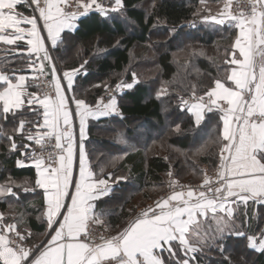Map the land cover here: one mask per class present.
I'll list each match as a JSON object with an SVG mask.
<instances>
[{"label": "snow or ice", "instance_id": "obj_1", "mask_svg": "<svg viewBox=\"0 0 264 264\" xmlns=\"http://www.w3.org/2000/svg\"><path fill=\"white\" fill-rule=\"evenodd\" d=\"M240 2L237 0L238 5ZM245 2L247 10L241 7L238 13H234L233 0H226L217 15L202 18L204 22L221 26L228 23L239 30L232 45L234 50L229 53L231 58L225 60L233 67L226 70L228 74L223 80L216 79L214 86L204 95L195 97L193 92L199 102L187 106L188 102L183 101L181 107V111L187 107V111L194 115L197 126L205 118V108L208 112L221 114L219 165L215 180L204 174L199 186L201 190L188 187L186 191L184 186H180L182 190H175L178 181L171 180L169 186L173 191L138 213L122 230L115 235L93 236L90 223H102L103 215L95 211L93 202L110 194L109 183L113 178L109 173L107 178L93 179L94 173L89 168L82 142L86 121L89 117L122 114L115 97L107 102L101 97L95 108L83 99L67 97L65 93L72 90L74 75L79 69L59 74L50 48L58 46L65 29L75 30V21L81 16L93 10L102 16H107L109 10L119 12L124 6L123 0H113L110 9L98 0H0V42L16 45L19 41H26L27 66L38 74L34 79L44 76L47 69L49 83L54 89V95L29 92L25 96L28 77L18 75V70L6 73L0 69V118L7 120L9 114L16 118L27 105L37 117L42 115V123L39 119H18L13 132L39 145L41 153L46 146L55 150L49 151L47 157L35 152L31 154L37 175L35 185L44 190L46 232L50 239L43 247L27 248L22 242L31 236L30 231L22 233L15 223L3 225L0 227V264H190V259L182 258L181 254L188 257L207 245L208 241L201 238L199 228L202 219H207L210 213L216 221L213 242L222 240L226 232L236 237L245 235L230 227L234 213L232 205H247L249 201L264 204V0ZM22 3L34 6L33 12L38 15L15 11ZM22 24L30 27H21ZM64 80L66 85L62 84ZM133 86L125 83L116 87L132 89ZM164 94L166 90L159 93ZM69 99L75 103L74 110L69 107ZM73 116L79 118L81 139L79 178L76 180L73 179ZM28 125L31 127H26ZM7 138L10 148L16 150L18 145L14 136ZM22 147L28 149L31 144L25 143ZM17 165L25 166L20 160ZM168 175L171 177L172 173ZM120 179L124 177H116L115 181ZM29 190L24 189L25 192ZM9 195L17 196L13 187L0 186V197ZM218 213L224 216H218ZM3 220L4 214L0 213V222ZM248 247L264 251V233L259 239L249 236Z\"/></svg>", "mask_w": 264, "mask_h": 264}, {"label": "trees", "instance_id": "obj_2", "mask_svg": "<svg viewBox=\"0 0 264 264\" xmlns=\"http://www.w3.org/2000/svg\"><path fill=\"white\" fill-rule=\"evenodd\" d=\"M223 1L123 0L119 12L109 10L102 16L93 11L83 16L77 29L64 32L54 49L62 72L79 69L72 96L92 107L117 84L134 85L117 96L122 116L91 120L85 141L95 178L112 174V193L97 202L96 212L103 213L104 227L114 234L143 206L137 201L155 200L169 178L198 182L204 168L213 171L218 166L221 114L207 111L197 126L194 116L181 107L183 101L204 95L232 67L225 60L231 58L238 29L202 19L209 6ZM104 7L110 9V5ZM26 67L23 60L0 59L6 73ZM162 90L166 94L159 95ZM18 119L41 122L42 115L37 117L25 108L16 118L11 114L7 120L0 118V186H12L17 193L0 197V212L5 225L15 223L22 233L30 231L28 242L35 244L47 233L45 197L35 185V168L17 165L23 152L28 153L22 145L29 143L13 132ZM9 135L15 138L16 150L10 148ZM116 177L124 179L115 181ZM230 227L245 235L226 232L222 240L213 242L216 221L211 214L202 219L199 231L208 243L194 254L191 264H264V251L248 247L249 236L264 233V205L238 204Z\"/></svg>", "mask_w": 264, "mask_h": 264}, {"label": "crops", "instance_id": "obj_3", "mask_svg": "<svg viewBox=\"0 0 264 264\" xmlns=\"http://www.w3.org/2000/svg\"><path fill=\"white\" fill-rule=\"evenodd\" d=\"M226 0H224L223 2H225ZM33 8H34V6H29L28 4H20V5H18L17 6V9L15 10V11H18V12H20V13H22L23 15H38L37 13H35V12H33ZM69 10H71V9H69ZM26 11H29V13L27 12L26 13ZM82 18V16L77 20V21H75V23H76V25H77V27H78V23H79V21H80V19ZM41 25H42V21H40L39 22ZM21 27H30V25H24V24H22L21 25ZM77 27L75 28V30L77 29ZM74 30V31H75ZM74 31H70V30H68V29H65V31L64 32H74ZM239 31V30H238ZM63 32V33H64ZM63 33H61V39H62V35H63ZM42 35H46V32H42ZM48 43V45H50V41H48L47 42ZM27 44H26V41H19V42H17V44L16 45H5V44H3L2 42H0V59L1 58H5V59H9L10 61H14V60H23V61H26V63H27V65H28V58H27ZM54 49L55 48H50V54L52 55V57H53V60H54V62H55V65H56V68H57V70H58V73L59 74H61L62 75V71L60 70V68H59V66H58V64H57V62H56V59L54 58L55 56H54ZM32 59L33 60H35V55H33V57H32ZM37 68H38V64H37ZM1 69V68H0ZM17 74L18 75H20V74H23V75H26L27 77H28V80H27V86H26V88H25V96H27V93H29V92H37V93H39L40 95H41V89H40V87H38L37 86V82L41 79V77L38 79V80H36V79H34V77H36L38 74H37V72L36 71H34L33 69H29L28 68V66L24 69V71H22V72H17ZM44 76H47L48 77V75H47V69H46V74L44 75ZM78 76V72L74 75V80H73V86H74V84H75V80H76V77ZM43 77V76H42ZM231 83V82H230ZM62 84L63 85H66L67 84V81L66 80H64V81H62ZM0 90H2V88H0ZM123 92V91H122ZM66 96L67 97H70V98H73L72 97V90L71 91H66ZM71 95V96H70ZM41 96H43V95H41ZM117 100V99H116ZM197 102H199V101H195V102H192V103H197ZM68 103H70L69 104V107L71 108V107H73V110L75 109V103H74V101L72 100V99H69V102ZM2 105V104H1ZM189 106H191V104L189 105ZM34 107H36V108H39L40 106L39 105H35ZM96 107V106H95ZM95 107H93V108H95ZM117 107H118V100H117ZM25 108H28L27 107V105H25ZM24 108V109H25ZM40 111L42 112V109H40ZM118 111H119V107H118ZM207 111V108H205L204 109V116H205V112ZM120 112V111H119ZM116 114L114 113V114H112V115H110V116H115ZM110 116H107V117H110ZM194 116V115H193ZM103 118H106V117H99V118H92V117H89L88 118V120L86 121V128H85V138L83 139V144H84V149H85V141L88 139V128H89V122L91 121V120H100V119H103ZM195 118V117H194ZM42 120H43V118H42ZM42 120H41V123H42ZM75 120L77 121V128H76V132H77V137H78V150L77 151H75V157H74V164H73V179L74 180H76V179H78L79 178V144L81 143V139H80V134H79V118L78 117H76L75 116ZM203 122V120L201 121V123ZM30 144H31V148H28V154L29 155H25L24 156V154H23V157L20 159V161H23L24 162V165L25 166H20V167H34L33 165H32V162H31V154L33 153V152H35V154H37V155H40V153L39 152H37L36 151V147L37 146H39V145H36L34 142H30V141H28ZM74 142H75V139H74ZM23 153H25V152H23ZM85 153H86V150H85ZM86 155H87V153H86ZM87 161H88V165H89V168H90V170H91V166H90V162H89V160H88V157H87ZM92 171V170H91ZM93 179H96L95 178V175H94V177H93ZM109 186L111 187V189L113 190V188H114V183H112L111 181H110V183H109ZM43 190V189H42ZM44 191V190H43ZM112 193V191L110 192V194ZM109 194V195H110ZM108 195V196H109ZM107 197V196H106ZM106 197H104V198H106ZM103 198V199H104ZM102 200V199H101ZM98 201H100V200H97V201H94L93 203H95L96 204V209H95V211H97V202ZM250 203H254V204H256V205H264V204H259V203H255V202H253V201H249L248 202V204H250ZM238 204H243V203H238ZM238 204H233L232 205V207H233V209H234V213H235V210H236V208H237V206H238ZM245 205V204H244ZM45 211H46V201H45ZM234 213H233V215H234ZM211 214V213H210ZM209 214V215H210ZM46 218V217H45ZM4 224H3V222H0V227H2ZM10 235H13V234H10ZM255 238H257V239H259V237H255ZM49 239H50V236H49ZM48 239V240H49ZM251 250H254V251H256L255 249H252V248H250ZM256 252H262V251H256Z\"/></svg>", "mask_w": 264, "mask_h": 264}, {"label": "rangeland", "instance_id": "obj_4", "mask_svg": "<svg viewBox=\"0 0 264 264\" xmlns=\"http://www.w3.org/2000/svg\"><path fill=\"white\" fill-rule=\"evenodd\" d=\"M99 3H102L104 6H107V5H110V6H113V0H98ZM225 2H222L220 4H216V5H212V6H209L205 11L207 12L206 15H210V14H215V13H219L222 8H223V5H224ZM95 11V10H93ZM93 11H90V12H93ZM89 12V13H90ZM83 17V16H82ZM234 50V49H233ZM55 58V57H54ZM233 67V66H232ZM228 74V72H226V75ZM230 83V82H229ZM121 85H123L121 83ZM125 90H128V88H125V87H121V88H115V89H112L109 91L108 95L103 97L104 99V102H107L111 97H115L117 99V96L119 94H123V92H125ZM123 91V92H122ZM71 96V95H70ZM73 97V96H72ZM205 99H207L205 97ZM195 101H198L196 99H188L187 102H188V105L189 106L190 104H192V102H195ZM70 104V103H69ZM71 105V104H70ZM187 108V107H186ZM70 109L73 110V107H71ZM207 112V111H206ZM205 112V113H206ZM76 128H77V121L75 120V116H73V132H74V139H75V151H77L78 149V135H77V132H76ZM219 165V163H218ZM218 167V166H217ZM217 167L215 170L211 171L209 168H204V172L205 174H207L208 176H212L213 174L216 173L217 171ZM171 180H176L178 181L177 179L175 178H169L168 181H167V186L166 188L162 191V193L158 194L155 198V200H153L152 202H149V203H146L145 204V201L143 199H139L138 204L139 205H143L141 206L140 209H138L137 213L135 214V217L137 216L138 213H140L142 210L146 209L147 207L149 206H152L154 204L155 201L159 200L160 198H166L168 196V189H169V183ZM202 180H203V177H202ZM202 180L198 181V182H182V181H178V183H187V184H198V183H202ZM1 213V212H0ZM4 219H5V216H4ZM3 224H4V220H3ZM93 225L97 228V230L99 231H104V232H107L109 233V235H115L114 233L110 232L107 228L104 227L103 223H100V224H96V223H90V225ZM5 225V224H4ZM13 238H14V234L12 235ZM28 237L23 241L26 245H28L29 247H33L34 245H40L41 247L44 246V244L47 243L48 239H49V235L46 233L45 235H43L41 238H39V240L35 243V244H30L28 242ZM195 254V253H194ZM193 253H190L188 257L186 258H189L190 259V264L192 262L193 259H191L192 256H194Z\"/></svg>", "mask_w": 264, "mask_h": 264}, {"label": "built area", "instance_id": "obj_5", "mask_svg": "<svg viewBox=\"0 0 264 264\" xmlns=\"http://www.w3.org/2000/svg\"><path fill=\"white\" fill-rule=\"evenodd\" d=\"M241 7H243L245 10H247V4H246L245 0H241L239 5L237 3V0H233L232 11L234 13H238ZM37 85H39L38 87H40V89H41V95H43L44 93H49V94L54 95V89H53L52 85L49 83V77H47V76L41 77V79L37 82ZM53 144H54V141H53ZM36 151L39 152L40 154H43L45 157H47L49 154V151L54 152L55 150L53 148H51V146H46V150L43 151V153H41L40 146H37ZM210 177H212L213 180H215L216 173ZM201 184L202 183H198V184L178 183V185L175 186V190H177V191L182 190L180 186H184L183 190H185V191L188 189V187H191V188L197 189V190H201V189H199V186ZM168 190H169L168 191V195H169L173 191V188L169 186ZM90 231L93 234V236H98L100 234H102L104 236H110L109 233H107V232L97 230V228L95 226H93L92 224L90 225ZM22 243L24 244L25 247L32 248V247H29L28 245H26L24 242H22Z\"/></svg>", "mask_w": 264, "mask_h": 264}]
</instances>
